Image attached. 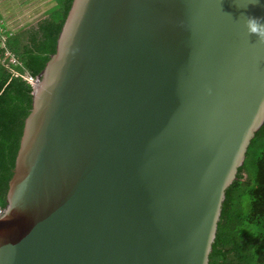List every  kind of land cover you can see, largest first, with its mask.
Listing matches in <instances>:
<instances>
[{"label":"water","instance_id":"1","mask_svg":"<svg viewBox=\"0 0 264 264\" xmlns=\"http://www.w3.org/2000/svg\"><path fill=\"white\" fill-rule=\"evenodd\" d=\"M33 86L0 264H209L264 125V0H73Z\"/></svg>","mask_w":264,"mask_h":264},{"label":"trees","instance_id":"2","mask_svg":"<svg viewBox=\"0 0 264 264\" xmlns=\"http://www.w3.org/2000/svg\"><path fill=\"white\" fill-rule=\"evenodd\" d=\"M35 25L5 32L0 41V205H6L23 127L33 100V84L51 54L73 0H55ZM0 19L2 16L0 15ZM11 52L17 64L5 59ZM3 59H5L3 61ZM209 264H264V125L248 148L237 180L227 189Z\"/></svg>","mask_w":264,"mask_h":264},{"label":"crops","instance_id":"3","mask_svg":"<svg viewBox=\"0 0 264 264\" xmlns=\"http://www.w3.org/2000/svg\"><path fill=\"white\" fill-rule=\"evenodd\" d=\"M37 1V5L36 3H34L33 7L34 9L40 8L38 5L41 4L42 1H47L49 2V7L47 11V14L49 12V10L56 4L55 0H36ZM33 2V0H0V15L2 16V19L4 21V23H6L7 25H9V27L11 26V24H13V22L16 20V18H18V16H21L22 13L27 10V8L24 7V5ZM24 7V8H23ZM32 8V7H31ZM46 14V12H45ZM43 15L42 18L46 17V15ZM42 18H40L39 20H41ZM27 26L24 27H17L16 29H14V31H17L19 29H23L26 28Z\"/></svg>","mask_w":264,"mask_h":264},{"label":"rangeland","instance_id":"4","mask_svg":"<svg viewBox=\"0 0 264 264\" xmlns=\"http://www.w3.org/2000/svg\"><path fill=\"white\" fill-rule=\"evenodd\" d=\"M34 3H36V5H37L36 0H33V2H30L27 5L26 4L24 5V7L27 8V10H25L21 16H18V18H16V20L13 22V24H11V26H10L11 28L16 29L19 26L29 27V26L35 25L39 21V19L42 18V16L45 14V12L47 14V11H46V10H48L47 7H49L51 5V4L49 5V2H47V1L46 2L42 1L41 4L38 5L40 8L36 7L34 9V7H33Z\"/></svg>","mask_w":264,"mask_h":264},{"label":"built area","instance_id":"5","mask_svg":"<svg viewBox=\"0 0 264 264\" xmlns=\"http://www.w3.org/2000/svg\"><path fill=\"white\" fill-rule=\"evenodd\" d=\"M11 30V32L13 31V29L11 27H9V25H7L6 23H4L3 19H0V41H1V45L4 46L5 45V32L6 31ZM5 59H8L9 62L13 63V64H17L19 61L17 60V58L15 57L14 54H12L11 52L7 51L5 52ZM3 59V61L5 60ZM25 78H27L33 85L34 82L36 80V78L26 74Z\"/></svg>","mask_w":264,"mask_h":264}]
</instances>
